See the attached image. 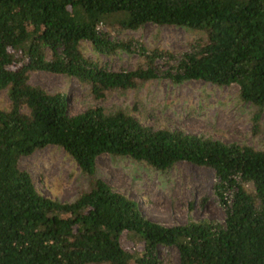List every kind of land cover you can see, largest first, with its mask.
<instances>
[{
  "label": "trees",
  "instance_id": "1",
  "mask_svg": "<svg viewBox=\"0 0 264 264\" xmlns=\"http://www.w3.org/2000/svg\"><path fill=\"white\" fill-rule=\"evenodd\" d=\"M147 25L198 34L178 59L160 47L111 39L102 29L138 31ZM138 54L132 71L113 72L83 54ZM158 60L172 63L167 72ZM76 79L94 101L139 90L159 79L239 87L264 112V0H0V264H165L161 248L178 251V264H264V150L226 144L166 126L143 124L136 107L70 110L67 91L31 83L33 73ZM48 147L63 149L86 178L71 202L44 196L20 162ZM107 155L166 173L177 164L202 169L225 210L210 220L166 226L147 217L139 201L98 176ZM132 247H134L132 249Z\"/></svg>",
  "mask_w": 264,
  "mask_h": 264
},
{
  "label": "rangeland",
  "instance_id": "2",
  "mask_svg": "<svg viewBox=\"0 0 264 264\" xmlns=\"http://www.w3.org/2000/svg\"><path fill=\"white\" fill-rule=\"evenodd\" d=\"M117 41L136 40L146 48L160 47L178 59L188 51L198 34L176 27L147 25L138 31L102 29ZM83 54L98 60L110 71H132L142 61L138 54L119 52L110 57L98 55L91 44H81ZM173 63V62H172ZM171 63V64H172ZM157 68L167 72L170 63L158 60ZM31 83L50 93L67 91L73 114L91 106L107 109L136 107L143 113L142 122L157 129L166 126L226 144H239L264 150V112L261 133L254 135L251 117L255 108L239 99V87H217L203 82H186L175 85L160 77L143 85L139 90L126 93L113 92L103 101L94 102L88 88L74 78L37 72ZM7 91L0 92V107L8 105ZM23 170L30 172L35 186L44 196L61 202H71L86 186V178L67 153L58 147H48L20 162ZM98 176L114 191L139 201L144 214L166 226L186 225L191 220H210L223 224L225 210L212 190L213 178L209 172L188 164H177L166 173H158L146 164L128 158L107 155L97 159ZM134 247H132L133 249ZM159 256L165 264H178V251L161 248Z\"/></svg>",
  "mask_w": 264,
  "mask_h": 264
}]
</instances>
